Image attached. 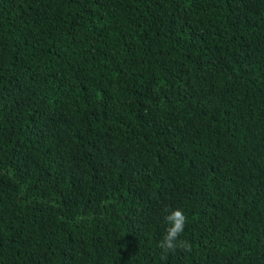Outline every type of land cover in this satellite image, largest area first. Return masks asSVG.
<instances>
[{
    "label": "trees",
    "instance_id": "obj_1",
    "mask_svg": "<svg viewBox=\"0 0 264 264\" xmlns=\"http://www.w3.org/2000/svg\"><path fill=\"white\" fill-rule=\"evenodd\" d=\"M0 264H264V0H0Z\"/></svg>",
    "mask_w": 264,
    "mask_h": 264
},
{
    "label": "clouds",
    "instance_id": "obj_2",
    "mask_svg": "<svg viewBox=\"0 0 264 264\" xmlns=\"http://www.w3.org/2000/svg\"><path fill=\"white\" fill-rule=\"evenodd\" d=\"M164 212L167 213L164 217L167 227L157 245L161 249V254L175 253L178 248L190 252L191 245L187 241L179 239L186 225L187 218L184 212L181 209L172 210L167 207H165Z\"/></svg>",
    "mask_w": 264,
    "mask_h": 264
}]
</instances>
